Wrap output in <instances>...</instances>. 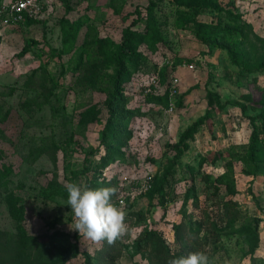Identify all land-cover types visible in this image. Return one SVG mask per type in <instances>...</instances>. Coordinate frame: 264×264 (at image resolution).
<instances>
[{
    "label": "rangeland",
    "instance_id": "rangeland-1",
    "mask_svg": "<svg viewBox=\"0 0 264 264\" xmlns=\"http://www.w3.org/2000/svg\"><path fill=\"white\" fill-rule=\"evenodd\" d=\"M147 1L68 0L66 9L62 0H40L33 15L37 22L0 24V165L10 167L8 188L24 204V227L42 242L65 234L71 242L77 239L80 250L94 253L99 243L70 227L74 214L66 204L67 193L46 199L40 190L113 179L112 202L126 212L129 228L118 239L120 264H150L148 250L135 247L146 230L161 234L176 252L180 244L172 225L198 222L204 212L214 215L227 200L243 216L235 228L259 220L258 248L252 256L245 255L246 247L236 234L220 235L215 245L204 236L208 228L200 222L199 233L193 232L200 252L208 256L209 264H264V166L252 175L233 160L231 175L225 174L230 150L242 153L248 143L249 119L264 115V70L248 75L240 70L243 60L264 62V0H215L219 11L205 9L196 15L212 27L242 30L245 25L246 41L213 31L206 35L227 46L243 42L245 54L239 63L232 62L225 49L209 50L191 30L180 27L179 19L191 11L180 0H156L164 41L154 50L138 47L146 62L124 78L125 99L109 100L114 74L105 50L110 42L120 40L122 29L135 18V9L145 14ZM61 18L79 23L72 47L62 43ZM143 24L132 28L141 30ZM176 59L180 62L173 66ZM174 77L176 92L171 93ZM151 97L161 101H150ZM113 114L119 118L113 121L116 130L129 133L119 145L125 159H115L103 169L94 162L105 152L99 137ZM203 115L205 122L177 155L174 146L180 132ZM258 121L254 123L259 125ZM170 161L173 173L160 195L148 201L146 191L138 189L143 170L149 168L158 180ZM123 174L127 180L120 181ZM226 181L233 182L232 194ZM14 225L0 187V258L7 252L5 242L15 234ZM65 264H83V258L71 255Z\"/></svg>",
    "mask_w": 264,
    "mask_h": 264
},
{
    "label": "trees",
    "instance_id": "trees-1",
    "mask_svg": "<svg viewBox=\"0 0 264 264\" xmlns=\"http://www.w3.org/2000/svg\"><path fill=\"white\" fill-rule=\"evenodd\" d=\"M62 2L66 5V9H69L67 4L68 0H62ZM156 3V0H148L144 7L145 14L135 9V18L122 29L120 40L118 42H110V47H108V50H105L107 60L112 66L114 74L108 92L109 100L116 99L123 101L125 99L123 91L124 86L122 83L124 78L137 70L142 63L146 62V56L142 54L138 47L144 45L146 48L154 50L158 42L164 41L155 13ZM180 3L188 9H191L187 16L179 19L178 24L180 27L191 30L193 35L205 44L209 50L214 47L225 49L229 59L234 63H239L240 59L245 54L243 42H234L227 46L219 42L216 38L206 35L208 32L213 31L215 35L218 33L225 37H232L235 40L241 39L242 41H246L247 36L244 30V22L241 24L244 25L242 26V30L212 27L209 24L199 22L196 15L203 12L205 9L219 11L215 0H180ZM229 16L235 22L239 21L237 15L229 13ZM141 21L144 23L143 29L138 30L137 28H132ZM24 22L33 23L37 21L33 17L25 15L22 20V23ZM59 26L62 43L69 47L74 46L73 43L76 38L79 23L77 21L69 22L67 19L61 18L59 20ZM184 61L189 62L190 60ZM178 62H180L179 59L174 60L173 66ZM247 62L249 61L243 60L240 67V70L246 75L260 69L264 70V62ZM150 101L160 102L161 98L151 97ZM216 102L219 106V102ZM261 108L264 109V104ZM136 111H138V109H136ZM129 115H131V112L127 114L126 119ZM205 118L206 115L198 117L180 132L176 145L174 146L177 155H180L181 152L186 149V141L193 137L198 127L205 122ZM257 119L259 120V125L254 123ZM116 120H119V118L113 114L111 120L100 133L99 143H104L106 148L102 156L99 157L100 160L94 163H97L96 166L103 169L115 159L120 161H124L125 159L119 145L126 140L129 133L116 130V126L113 122ZM121 120L125 121L123 118ZM249 121L251 122V132L248 143L244 147L242 153L235 152L232 149L230 150L228 155L231 157L226 163L227 171L225 174L227 175H231L230 172L232 170L233 160L239 161L244 168H247L248 173L252 175H256L261 167L264 166V115H257L255 118L249 119ZM109 138L111 140H108ZM179 145H181V149ZM94 153H96V150H94ZM173 160H175V158ZM173 165L174 162L170 161V166L165 168L158 180H155V175L152 176L150 187L144 193L148 201L160 195L168 176L173 173ZM9 173L10 167L2 163L0 165V187L2 188L3 200L6 204L8 213L15 224V234L12 239L5 242L7 252L0 258V264H65L69 256L76 254H80L83 258V264H120L118 258L121 254L122 245L119 240L112 245H109L106 240L100 242L94 253H90L86 250H80L77 239L71 242L69 237L65 234H55L54 237H57L60 241L56 239L49 242H42L38 236L29 234L23 224L25 213L24 204L20 197L8 188L9 179L7 176ZM92 184L86 183V185L92 189L102 187L116 189V182L113 179L110 181H103L102 183L93 181ZM226 188L227 191L232 194L234 192L233 182L226 181ZM66 193V189L63 186L40 190V195L46 199H53V197L57 195H65ZM158 203H162V201L159 199ZM233 205L234 204L230 202V200L223 201L214 215L204 212L203 219L198 222L192 223L189 220L188 222L180 221L174 223L172 225L174 239L180 244L176 252H172L161 234L154 230L144 231L136 240L135 247H142L148 250L147 257L150 264H167L169 259L186 256L190 252H200L199 238L197 235H193V232L199 233L200 227L198 223L201 222L208 228L207 234L204 236L207 237V239L209 238V242L216 245V242L220 239V235L236 234L241 236L246 247L244 254L252 256L259 245L257 231L259 220L253 219L252 223H243L235 228V222L242 219L243 216L239 215L238 210H236ZM129 214H136L138 217L141 215L139 212H129Z\"/></svg>",
    "mask_w": 264,
    "mask_h": 264
},
{
    "label": "clouds",
    "instance_id": "clouds-1",
    "mask_svg": "<svg viewBox=\"0 0 264 264\" xmlns=\"http://www.w3.org/2000/svg\"><path fill=\"white\" fill-rule=\"evenodd\" d=\"M64 187L66 204L71 206L74 214V227H70L80 235L96 243L106 240L112 245L128 233L126 212L112 202L115 188L92 189L75 182H68ZM167 264H209V258L205 253L195 251L169 259Z\"/></svg>",
    "mask_w": 264,
    "mask_h": 264
},
{
    "label": "built area",
    "instance_id": "built-area-1",
    "mask_svg": "<svg viewBox=\"0 0 264 264\" xmlns=\"http://www.w3.org/2000/svg\"><path fill=\"white\" fill-rule=\"evenodd\" d=\"M39 1L40 0H9L7 2H4L0 4V24L2 25H12L17 24L21 22L25 15L29 17H33V15L36 13V11L39 9ZM188 68H192V64L188 63ZM153 82V80L151 79ZM177 82V78L174 77L171 80V93H175V83ZM171 106L168 108L169 110L172 109L173 104H170ZM125 162H122L121 165H123ZM153 173L152 171L148 169H144L142 172V180H138V189L140 191H146L150 187L151 179H152ZM127 180V177L125 174L120 176V181ZM119 203L122 202L121 199L118 200Z\"/></svg>",
    "mask_w": 264,
    "mask_h": 264
}]
</instances>
